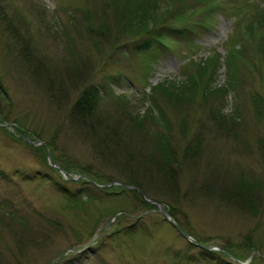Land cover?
Listing matches in <instances>:
<instances>
[{
    "label": "rangeland",
    "instance_id": "1",
    "mask_svg": "<svg viewBox=\"0 0 264 264\" xmlns=\"http://www.w3.org/2000/svg\"><path fill=\"white\" fill-rule=\"evenodd\" d=\"M135 1L0 0V264H264V0Z\"/></svg>",
    "mask_w": 264,
    "mask_h": 264
},
{
    "label": "trees",
    "instance_id": "2",
    "mask_svg": "<svg viewBox=\"0 0 264 264\" xmlns=\"http://www.w3.org/2000/svg\"><path fill=\"white\" fill-rule=\"evenodd\" d=\"M170 2L171 0H136L135 1V4L133 6V8H131L129 11L130 13V18H128V20L130 22H132V25H133V28L135 30H132L134 32V34L136 36H140L142 35L144 32H146V29L145 27H147L146 25L144 26L142 24V20L144 18H151V16L154 18V16H156V12L157 10L161 9V8H164L166 9L162 18L164 16H166L168 14V8L171 7L170 5ZM187 11V10H183V13ZM264 10H261V9H256V10H253V14L254 16H262L264 14L263 12ZM155 14V15H154ZM182 15V14H181ZM151 18V19H153ZM165 19V18H164ZM164 19H161L160 21H158L157 23L163 21ZM154 22V20H153ZM146 24H148V21L146 22ZM149 26V25H148ZM241 38H244L241 37ZM244 45H239V47L237 48L236 52H241V49ZM232 56H229L226 58V61H225V67L226 69L228 70L229 72V69L231 67V63H230V58ZM220 57L217 56L216 58H212L211 60L209 61H206V62H210V63H214V66L216 67L217 64L220 63ZM202 65L203 67L205 66L204 62H202ZM213 66V67H214ZM203 67H200V68H203ZM205 69V68H204ZM189 69H187L186 71H188ZM203 70V69H202ZM186 72V73H187ZM204 72V71H203ZM236 81L234 80L233 83H235ZM184 87H187L188 85V82L183 81ZM226 87H231V84H229L228 86H223L222 89H219V90H216L215 92H209V90L207 91V94L212 97L213 95H223L222 93L223 92H220V91H223V90H226ZM88 92V91H87ZM84 92L83 95L81 96V99L78 100L77 104L75 105L74 109L72 110L74 112V110L76 109V114L78 115H82V118L86 119V117L90 116L91 113H93L92 111L95 109V107H97V103H96V100H97V97L95 96L94 92L93 91H90V92ZM254 101H256V103L259 104V107L257 108V110L255 111L257 117L259 118L258 121H255L254 124H253V131L256 132V130L259 128V127H263V123L261 121V119H264V100H262V98L260 96H256ZM258 104H256L258 106ZM238 110L239 112L241 111V108L238 107ZM127 113H130V112H127ZM241 114V112H240ZM208 115L209 117H211L212 119H215V120H223V116L220 114L219 111H214V110H210L208 111ZM237 118V117H236ZM239 119L241 120V122H237L235 125H238L235 127V125L229 129V131H227V134L230 132V134H233V136H239V134L237 133L236 130H234L235 128L237 127H240L239 125H242L244 124V118H240ZM259 133V132H258ZM229 134V135H230ZM109 138V137H108ZM111 139V137H110ZM110 139H107L105 138L104 141L102 142L103 143V147H107L108 145H113L114 143L116 144L117 142L114 141V140H110ZM84 174H87L88 176L90 175L89 173H86L84 172ZM138 199V198H137ZM138 201V200H137ZM207 253H214V252H207ZM217 258L218 260H221L222 258H224L225 260L223 261L224 264H233L232 261H230V259L225 256L223 253L221 254H217ZM70 258L68 259H65L64 261H62L63 264H70Z\"/></svg>",
    "mask_w": 264,
    "mask_h": 264
},
{
    "label": "water",
    "instance_id": "3",
    "mask_svg": "<svg viewBox=\"0 0 264 264\" xmlns=\"http://www.w3.org/2000/svg\"><path fill=\"white\" fill-rule=\"evenodd\" d=\"M49 158V157H48ZM52 165L55 167V168H57L60 172H62L63 174H65L69 179H71L72 177H70V175H68V174H66L61 168H59L57 165H55L54 163H52ZM119 185H122L121 183H119ZM157 206L159 207V209H160V213H161V215L163 216V218L166 220V221H168V222H170V223H172L174 226H175V228H176V230L186 239V240H188V241H190V242H192L194 245H197V246H199L197 243H196V241H194L190 236H188L187 234H185V233H183L180 229H179V227L175 224V222H173L172 220H171V218L166 214V212H165V210H164V207L161 205V204H157ZM201 248H203V249H205V250H207V251H211V250H213L214 248L213 247H207V246H200ZM217 250H220L219 248H217ZM227 254V253H226ZM231 259H233V260H235L231 255H229V254H227ZM236 261V260H235ZM236 262H238V261H236ZM239 263V262H238Z\"/></svg>",
    "mask_w": 264,
    "mask_h": 264
}]
</instances>
